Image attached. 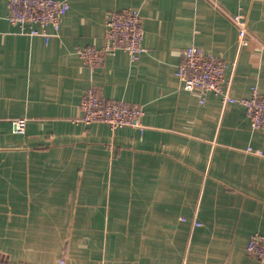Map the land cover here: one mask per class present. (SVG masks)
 Returning a JSON list of instances; mask_svg holds the SVG:
<instances>
[{
  "label": "crops",
  "instance_id": "obj_1",
  "mask_svg": "<svg viewBox=\"0 0 264 264\" xmlns=\"http://www.w3.org/2000/svg\"><path fill=\"white\" fill-rule=\"evenodd\" d=\"M68 2L46 36L0 0V264H260L246 245L264 234V128L241 101L201 103L176 70L195 45L228 63L235 98L264 94V0ZM125 8L143 17L139 59L90 66L79 49L104 46L107 13ZM90 86L142 105L145 127L81 120Z\"/></svg>",
  "mask_w": 264,
  "mask_h": 264
},
{
  "label": "built area",
  "instance_id": "obj_2",
  "mask_svg": "<svg viewBox=\"0 0 264 264\" xmlns=\"http://www.w3.org/2000/svg\"><path fill=\"white\" fill-rule=\"evenodd\" d=\"M8 19L12 24L19 25L22 32L29 34H44L49 36L47 26L59 28L63 15L69 9L68 0H8ZM239 34V46L249 42L248 17L242 13L231 16ZM40 26V27H37ZM106 41L104 46L87 45L79 49L84 61L90 66L103 64L107 55L117 49L127 51L132 60L139 59L144 50V22L139 10L125 8L107 13ZM228 63L203 49L190 45L184 49L183 59L176 74L182 81L183 87L194 92L201 103L206 101L209 93L222 96L223 103L241 101L246 105L251 126L254 129L264 128V94L259 85L252 86V94L248 98L238 100L230 93L231 80L226 78ZM84 122L102 121L111 127L133 126L143 129V106L122 100L107 99L100 93L99 88L90 86L82 99ZM27 118L18 117L13 122L16 133L24 132ZM246 251L264 264V234L256 232L247 242ZM65 260H60L63 264Z\"/></svg>",
  "mask_w": 264,
  "mask_h": 264
}]
</instances>
